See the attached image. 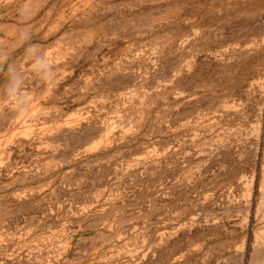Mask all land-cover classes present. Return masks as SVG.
<instances>
[{
  "label": "rangeland",
  "instance_id": "374dc122",
  "mask_svg": "<svg viewBox=\"0 0 264 264\" xmlns=\"http://www.w3.org/2000/svg\"><path fill=\"white\" fill-rule=\"evenodd\" d=\"M0 264H264V0H0Z\"/></svg>",
  "mask_w": 264,
  "mask_h": 264
},
{
  "label": "clouds",
  "instance_id": "9594fccd",
  "mask_svg": "<svg viewBox=\"0 0 264 264\" xmlns=\"http://www.w3.org/2000/svg\"><path fill=\"white\" fill-rule=\"evenodd\" d=\"M32 47H34V46H30V48H32ZM19 84H20L19 78H17L15 82L10 81L6 90L10 93L18 94L17 90L19 88Z\"/></svg>",
  "mask_w": 264,
  "mask_h": 264
}]
</instances>
